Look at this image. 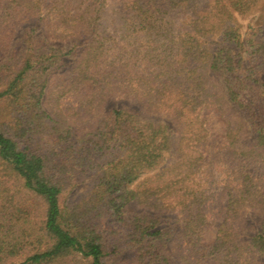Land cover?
Instances as JSON below:
<instances>
[{"label":"trees","instance_id":"1","mask_svg":"<svg viewBox=\"0 0 264 264\" xmlns=\"http://www.w3.org/2000/svg\"><path fill=\"white\" fill-rule=\"evenodd\" d=\"M257 1L0 0V42L21 29L20 48L0 62V264H119L125 250L131 264H172V238L182 264L264 257V221L245 224L248 209L264 212V42L233 25ZM40 29L75 42L64 53L36 47ZM76 54L56 101L94 88L68 105L70 121L45 97L50 71ZM114 96L175 122L171 164L167 124L124 106L100 116ZM213 107L227 122L218 146L205 127ZM84 180L89 194L66 206L64 192ZM132 202L179 215L180 230L127 214Z\"/></svg>","mask_w":264,"mask_h":264},{"label":"rangeland","instance_id":"2","mask_svg":"<svg viewBox=\"0 0 264 264\" xmlns=\"http://www.w3.org/2000/svg\"><path fill=\"white\" fill-rule=\"evenodd\" d=\"M233 25L235 27L239 28L241 38L242 40L252 37L256 40L264 42V0H258L255 2V5L251 7V9L244 15H238L234 14V21ZM118 27H108L107 32L109 34H112L113 31H117ZM20 34L21 29H17L15 34L13 35L12 40L7 44L5 41H1L0 43V62L6 61L10 58V56L16 52L20 48ZM118 36V33H117ZM118 39V37H117ZM75 42L74 39L71 40H62L51 37H48L47 30L40 29L36 33V37L34 38V46H40L44 44H49L51 47L55 49H59L61 52H66L72 44ZM118 42V41H117ZM115 43V47H112L113 49L116 48L120 43ZM5 46L6 48H4ZM110 54V53H108ZM80 55L76 54L73 57L65 58L64 62L62 64V68L54 71H50L48 75V89H47V95L45 97L46 99V105L45 108L48 112L54 113L58 107L62 111V113L65 114L67 117V120L71 121V112L67 111L68 105H70L73 108H77L78 102L85 100L83 96L86 94L87 91H92L93 86L90 83H84L81 87H84L83 92H79L78 96L72 97V95H68V97L63 100V98H60L59 101H56V91L60 89L62 86H60V82L63 78L67 77V75L70 74L74 70V68L79 64L80 62ZM109 73L112 72L110 69H106ZM107 72V73H108ZM216 81V79H215ZM217 83L218 80L216 81ZM220 85V84H219ZM44 99V100H45ZM63 104V106H62ZM128 107L139 114V116L143 119H149L154 120L157 122L165 123L170 127L171 133H172V151L168 154L167 160L165 162V166H168L174 161L175 157V146L178 141L177 136V127L175 122L170 119L169 117H166L163 114L159 113H149L145 110L144 107L140 106L136 102L125 98L123 96H114L110 99H108L104 106L102 111L100 112V116L103 115L105 112L112 108L116 107ZM208 114L205 117V127L208 132V142L211 146H218L222 145L226 140V132H227V122L223 118L221 111L218 110L216 107H213L210 111L207 112ZM247 141L250 143L253 142V136L248 134ZM89 194V188H88V182L86 180L80 181L77 184L73 185L72 187L68 188L64 192V204L66 206H70L81 199H84ZM126 212L129 215L133 214H145L149 213L152 215H156L160 218L161 223L163 224V227H172L174 230V234H176L180 228H181V218L179 215L171 212H157L153 211L152 209H148L142 204H137L136 202H132L129 204L126 208ZM256 220H262L264 221V212H257L254 210H247L245 214V224L246 226L250 224H254ZM219 223H214L210 227H208L203 232V239L204 244L209 245L214 242L217 229H218ZM166 256L169 258V260L172 262V264H182L183 262L180 259V254L177 250V242L174 241L172 238L166 248H165ZM255 263L254 264H264V257L260 256L259 254L254 255ZM116 259L118 260L119 264H131L133 259V252L131 250H125L121 252ZM113 258L111 260L106 261L105 264H114Z\"/></svg>","mask_w":264,"mask_h":264}]
</instances>
